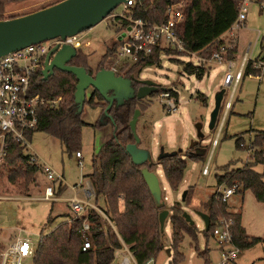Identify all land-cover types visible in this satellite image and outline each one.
Segmentation results:
<instances>
[{
	"label": "rangeland",
	"instance_id": "obj_1",
	"mask_svg": "<svg viewBox=\"0 0 264 264\" xmlns=\"http://www.w3.org/2000/svg\"><path fill=\"white\" fill-rule=\"evenodd\" d=\"M54 1L57 0L7 2L4 4L0 20L28 13L30 10L39 9ZM175 4L179 5V3ZM121 7L122 4H119L114 11L119 12ZM256 7L248 6L247 19L250 25L247 29L240 28L243 24L239 28L227 30L219 37L229 48H232L237 45L238 36V51L241 56L247 43L255 45L257 31L264 26V11L260 13ZM121 30L119 23L105 18L85 31L84 38L90 41V45L79 49L83 50L91 75L95 74L96 65L101 60L107 46L116 40V34ZM163 48H169L172 51L169 53L160 52V65L143 68L136 76L139 79L152 80L156 87L162 88V90L172 88L179 98L178 109L168 113L159 102L158 93L147 95L139 105L140 112L135 122L134 132L139 139L138 147L145 148L150 152V162L153 171L159 176L162 189L161 201L165 203L166 210H170L174 201H180L182 192L187 190L190 184L195 186L191 203L184 207V210L195 221L198 241L195 250L193 246L196 245V241L192 240L190 245L189 237L186 235L177 248L182 256L175 255L176 249L169 247L171 230L167 221L165 232L168 246L167 249L158 253L153 259V264H203L204 256H201V252H204L207 247L209 249L207 264H218L222 246L216 241L213 234L205 244L203 234L200 232L204 227L203 221L196 212H204V204L211 192L225 187L224 185L218 187L216 175L223 174L225 168L230 170L242 167L247 161L249 153L244 146H236L237 136L242 138L243 143L244 141L248 143L253 139V134L257 131H264V75H246L239 80L232 91L231 87H225L221 83L226 68L224 65L215 66L213 64L209 68L208 75L198 78L194 74L185 73L182 69V62H187L185 51L174 46ZM109 58L112 61L105 62V65L108 66L102 69H112L115 66L117 69L114 71L115 74L126 80L113 82L110 79H104V95L108 97L115 95L113 98L120 102L137 91L127 76L123 75L134 62L122 57L117 50ZM233 59L237 60V56L235 55ZM192 61L195 63L194 60ZM122 63L126 64L123 70L120 68L123 66ZM238 63H233V74ZM205 69L207 68L205 67ZM222 89L224 93L219 107V118H216L215 127L210 129L209 120L214 108L215 97ZM92 90L93 87H87L84 99L76 101L77 111L80 112V117L85 122L81 128L82 167L78 164L75 153H67L64 145L58 139L41 131L34 132L31 137L30 145L38 159L51 165L64 177L65 188L57 194L59 197L57 201L40 198L46 180L39 173L35 183L30 185L29 195L16 193L14 186L7 181L5 176L0 179V254L18 237L29 238L33 248L36 247L41 234L49 232L65 220V213L70 212L67 200L75 195L74 191H77L79 198H87L84 187L88 179L85 175L91 170L92 154L99 151L100 146L112 136L114 130L112 121L107 120L108 117L102 114L101 107H92L87 103L86 100L90 98ZM200 93L203 96L207 95V105H204L199 99ZM102 97L104 100L96 99L101 104H105L108 97ZM228 101L229 106L226 107L225 104ZM198 125H201L199 131ZM198 133L202 135L199 136ZM192 142L194 143L190 146ZM194 150L196 153L198 150L201 151L199 154L204 153L203 158L199 161L189 162V168L185 172L178 191L173 193L165 180L162 166L158 163V154L161 151L173 152L185 158L188 153L193 154ZM204 167H206L207 173L202 172ZM253 168L264 173V168L260 164L254 165ZM55 186L57 187L56 183ZM73 186H76L75 190H73ZM88 199L94 204L93 198ZM94 205L96 206V204ZM98 205H103L102 199ZM226 205L229 212L240 213L241 225L247 235L262 238V241L253 246L239 250L237 257L228 264H264V202L258 201L250 190L240 189L227 199ZM49 213L52 222L47 224L46 218ZM174 258L176 262H173ZM23 264H32V258L25 257Z\"/></svg>",
	"mask_w": 264,
	"mask_h": 264
},
{
	"label": "trees",
	"instance_id": "obj_2",
	"mask_svg": "<svg viewBox=\"0 0 264 264\" xmlns=\"http://www.w3.org/2000/svg\"><path fill=\"white\" fill-rule=\"evenodd\" d=\"M10 1L16 0H0V18H2L4 4ZM175 3H179V9L183 14V19L175 27L185 50L210 57L217 39L234 23L240 0H136L132 11L134 17H140L146 22L161 23L166 19V8ZM12 17L15 16L9 18ZM117 45L118 43L114 40L107 46L101 60L96 65V71L108 66L105 62L112 61L109 57L115 52ZM161 51L169 53L172 50L157 47L148 57L132 63L123 73L132 81L134 87L138 86V82L133 79L134 75L136 76L143 68L160 65ZM236 52V46L230 48L228 57H234ZM68 64L83 67L91 74L86 57L80 49H77ZM182 64L185 73L194 74L198 78H202L206 72L204 68L196 69L191 61L182 62ZM125 67L126 64L120 68L123 70ZM246 75L262 76L260 70L252 66V61L247 63L241 78ZM77 82L78 79L73 73L57 68H54L46 77L42 69L34 73L30 91L46 102L38 108L37 126L33 132H29V139L32 133L41 131L58 139L67 153L80 152L81 128L85 122L81 119L75 102L74 93ZM165 89L170 90L174 96L177 95L172 88ZM160 91L162 88H157L151 94ZM57 97L61 99L56 106H51L47 102ZM198 97L204 105H207L206 96L200 93ZM96 98L104 100L102 95L93 89L90 98L86 101L92 107H101L102 114L108 117L107 120L112 121L114 130L112 136L100 146L99 151L92 154L91 170L85 177L93 189L94 204L108 217L109 221L93 208H87L81 216H75L70 210L65 214L66 219L63 222L49 232L40 235L30 256L32 264H111L115 257V250L121 246L120 239L128 245L137 264H144L147 260L154 259L159 252L167 249L168 239L165 232L167 221L171 230L169 247L176 249L175 255L182 254L177 248L186 235L189 237L190 245L192 240L196 241V245L193 246L196 250L197 226L195 221L190 224L183 216V212L186 211L184 207L191 203L195 186L190 184L184 198L174 201L170 210L167 209L168 214L164 220V228L161 230L159 213L165 209V203L161 206L155 204L141 174L143 166L153 171L152 163L134 164L126 151V145L135 141L129 121L134 110L140 108L142 99H137L135 95H132L122 103H116V100H113L108 105V101L101 104ZM218 113H220L219 110ZM241 141L243 140L238 135L237 147H241ZM250 144L253 150L249 152L244 165L230 170L225 168L223 174L216 175V183L218 187L220 185L231 187L236 184L235 193L240 189H247L258 201L264 202V173L253 168L257 164L264 168V155H262L264 131H257L253 134ZM203 154L196 153L195 150L193 154L188 153L185 158L172 152L161 151L158 154V163L161 164L165 180L173 193L178 191L185 172L189 168V162L201 160ZM29 156L17 143H14L0 166V179L5 176L19 195H29L30 185L35 183L39 173L37 167L29 162ZM44 183L46 185L47 182ZM52 184L56 195L65 188L62 182ZM216 193V191L211 192L204 204L203 213L208 215L209 224L207 229L203 227L200 232L203 234L205 244L212 236L217 222L223 219L232 221L230 225L232 243L239 250L262 241L260 237L246 234L241 225L240 213L229 212L226 201H222ZM101 199L103 205L99 206L98 202ZM84 219L88 223L87 230L82 227ZM51 222L52 217L49 213L46 223ZM84 241L89 242V247L83 250ZM208 251L207 247L204 252H201V256H204L203 264L209 262ZM174 261L176 262L175 258Z\"/></svg>",
	"mask_w": 264,
	"mask_h": 264
},
{
	"label": "built area",
	"instance_id": "obj_3",
	"mask_svg": "<svg viewBox=\"0 0 264 264\" xmlns=\"http://www.w3.org/2000/svg\"><path fill=\"white\" fill-rule=\"evenodd\" d=\"M136 0H125L121 10H114L106 17L120 24L122 28L116 34L117 52L122 57L132 62L148 57L157 47L174 46L181 51H185L187 61L198 68H204L209 63L222 64L226 68L223 72L222 85L231 87L232 91L239 82L242 72L248 61L260 70V75H264V53L258 58H252L250 46L244 52L235 73H232L233 62L228 57L229 46L219 38L210 57L203 56L198 52L186 51L183 43L176 32V24L183 19V14L179 5L171 4L166 8V19L161 23H150L140 17H134L132 7ZM256 4L261 11H264V0H240L238 14L228 30L239 28L244 24L248 13V6ZM85 31L67 36L65 39L54 38L39 43L27 45L23 48L10 51L0 56V166L9 154V150L14 143H17L22 150L29 154V162L37 167L39 174L46 180L43 193L40 198L49 201H57L59 197L55 194L53 182L64 181L62 175L45 161L39 160L32 151L28 135L37 126L38 108L46 102L37 94L30 91V85L34 73L43 68L47 53L54 48H61L64 44L72 46L75 50L85 48L90 45V41L84 38ZM264 43V30L258 31V37ZM194 60L195 63L192 61ZM113 71L117 69L112 67ZM61 97L50 99L47 102L51 106H56ZM158 100L165 107L166 112L172 113L178 109L179 98L175 97L170 90L163 89L158 93ZM229 106V101L225 104ZM33 134V133H32ZM241 147H245L247 152L253 150L250 140L248 143L240 142ZM264 155V149L262 150ZM78 164L82 167V155L76 152ZM203 173H207L206 167ZM237 185L217 189L216 194L222 201L235 193ZM86 200H81L75 195L69 199V208L75 216H81L87 208L95 209L100 215L108 220V217L88 198H93L94 192L89 183L84 187ZM109 221V220H108ZM230 220H219L213 228L212 234L216 241L222 246L220 249V259L218 264H228L238 255L239 249L232 243L230 232ZM83 229H88V223L84 219ZM89 247V242L84 241L82 249ZM232 248V249H228ZM33 246L29 238H17L11 242L0 254V264H23L24 258L31 256ZM115 257H119L118 264H137L132 252L124 245L116 250ZM151 258L144 264H153Z\"/></svg>",
	"mask_w": 264,
	"mask_h": 264
},
{
	"label": "water",
	"instance_id": "obj_4",
	"mask_svg": "<svg viewBox=\"0 0 264 264\" xmlns=\"http://www.w3.org/2000/svg\"><path fill=\"white\" fill-rule=\"evenodd\" d=\"M125 0H61L52 5L46 6L34 12L15 16L12 18L0 20V56L13 50L23 48L27 45L39 43L45 40L61 38L65 39L86 30L96 25L98 22L105 19L120 3ZM76 54V50L64 44L61 48L50 50L44 60L42 73L46 77L53 68L73 73L78 82L75 90V102L83 100L85 90L91 86L96 89L102 96L104 95L103 80L110 79L113 82L126 80L121 76H117L112 69H100L94 75L88 73L85 68L72 66L68 61ZM130 82L131 80L127 78ZM141 85L137 88L135 97L143 99L147 95L156 90V84L149 79L137 80ZM224 90H220L215 97L214 108L210 114L209 128L212 129L215 125L218 110ZM115 97V95L113 96ZM112 96L108 97V105L115 100ZM128 98V97H127ZM126 99V98H125ZM125 99L121 100L122 103ZM140 110L135 109L131 120L129 121L130 130L135 141L126 145V151L130 155L134 164L142 165L145 162L150 163V152L145 148H140L137 145L138 137L134 132V126ZM201 125L197 126L199 128ZM199 136L202 135L198 133ZM194 142L190 144L193 145ZM201 151L198 150V153ZM173 153V152H172ZM141 174L146 182L153 200L157 206L164 204L161 201V186L159 176L156 172L150 171L147 166L141 168ZM186 190L181 194V199L184 198ZM168 214V210L163 209L159 213L160 229L164 228V220ZM196 214L202 219L204 228H208L209 217L201 211ZM183 216L190 224L194 223L193 218L186 211Z\"/></svg>",
	"mask_w": 264,
	"mask_h": 264
},
{
	"label": "crops",
	"instance_id": "obj_5",
	"mask_svg": "<svg viewBox=\"0 0 264 264\" xmlns=\"http://www.w3.org/2000/svg\"><path fill=\"white\" fill-rule=\"evenodd\" d=\"M58 1H61V0H57V1H54V2H52V3H50L49 5H52V4H54V3H56V2H58ZM49 5H45L44 7H46V6H49ZM252 6H257L256 4H251ZM44 7H41V8H44ZM258 7V6H257ZM256 7V8H257ZM41 8H39V9H41ZM39 9H34V10H30L28 13H30V12H34V11H36V10H39ZM258 10L260 11V13L262 12L259 8H258ZM263 13V12H262ZM25 14H27V13H25ZM256 14V13H255ZM20 15H22V14H20ZM18 16V15H17ZM247 20V21H246ZM246 20L244 21V25L242 26V27H240L242 30H245V29H247V27H248V25H250L249 23H248V19H247V17H246ZM263 30H264V26H263V28H262ZM262 29H258V30H262ZM258 32V31H257ZM257 37H258V33H257ZM236 42H237V45H235L236 47H237V52H236V56H237V60L236 59H233V57H231V59H233L232 60V62L234 63V62H240V60H241V58H242V56H243V54H244V52L246 51V49H247V47H248V45L250 46V52H251V54H252V56H254V58H258L259 56H260V54H262V53H264V43L262 42V40L260 39V38H256V43H255V45H251V43H247L246 45V49H245V51L243 52V54H242V56L240 55V52L238 51V44H239V38H238V36H237V40H236ZM253 50V51H252ZM234 58H235V56H234ZM249 62V61H248ZM247 62V63H248ZM247 63H246V65H247ZM213 64H215V66L216 65H220V64H216V63H209L207 66H206V68L207 69H205L206 70V72H205V74L203 75V77L204 76H206V75H208L209 74V72H210V67L213 65ZM239 64V63H238ZM238 64H237V66H238ZM253 66V65H252ZM246 67V66H245ZM209 69V70H208ZM221 83H222V80H221ZM216 85H218V84H216ZM207 96V95H206ZM175 97H177V95L175 96ZM152 142V141H151ZM82 155V154H81ZM78 159V158H77ZM61 174V173H60ZM62 175V174H61ZM62 177H63V175H62ZM64 178V177H63ZM64 183V182H63ZM75 188H76V186H73V190H75ZM75 192V196L77 197V198H79V196L77 195V191H74ZM42 196V195H41ZM70 199V198H69ZM69 199L67 200L68 202H69ZM79 199H81V198H79ZM81 200H86V199H81ZM66 214V213H65ZM66 219V218H65ZM17 238V237H16ZM19 238V237H18ZM120 239V238H119ZM120 243H121V248H122V246H124V245H127L126 243H124L121 239H120ZM128 247V246H127ZM118 261H119V257H114V260H113V262L111 263V264H118Z\"/></svg>",
	"mask_w": 264,
	"mask_h": 264
},
{
	"label": "flooded vegetation",
	"instance_id": "obj_6",
	"mask_svg": "<svg viewBox=\"0 0 264 264\" xmlns=\"http://www.w3.org/2000/svg\"><path fill=\"white\" fill-rule=\"evenodd\" d=\"M81 50V49H80ZM77 51V50H76ZM83 51V50H82ZM54 69V68H53ZM133 79H134V81H137V80H139V78H138V76H133ZM138 82V81H137ZM131 84H132V81H131ZM138 84V86L136 87V88H138L141 84L138 82L137 83ZM157 89V88H156ZM135 94V93H134Z\"/></svg>",
	"mask_w": 264,
	"mask_h": 264
}]
</instances>
